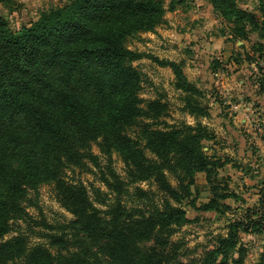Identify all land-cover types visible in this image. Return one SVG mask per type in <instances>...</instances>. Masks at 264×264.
I'll return each instance as SVG.
<instances>
[{"label": "trees", "instance_id": "1", "mask_svg": "<svg viewBox=\"0 0 264 264\" xmlns=\"http://www.w3.org/2000/svg\"><path fill=\"white\" fill-rule=\"evenodd\" d=\"M210 1L235 23V36L254 31L264 38V0L261 17L236 0ZM165 12L164 0H66L18 29L0 14V264L18 259L24 264H187L170 237L190 221L182 202L192 195L196 173L206 174L213 192L198 209L227 212L231 205L223 200L239 198L219 173L230 157L204 150L214 131L201 120L157 127L168 103L141 97L144 74L133 62L150 56L173 69L184 110L196 118L210 116L199 99L203 91L188 79L183 62L128 45L130 37L156 31L166 22ZM134 126L137 137L130 133ZM115 152L125 162L129 182L152 180L166 194L161 205L144 210L124 203L127 183L112 167ZM101 156L109 161L107 173ZM89 163L101 168L113 197L94 188L93 198L83 182L65 179L67 168L88 169ZM166 171L174 173L177 186ZM45 183H54L73 219L44 233L47 245L31 246L23 234L5 239L13 222L28 215L29 191ZM227 228L191 264H244L248 249L242 233L263 235L256 264H264V204L246 207Z\"/></svg>", "mask_w": 264, "mask_h": 264}, {"label": "rangeland", "instance_id": "2", "mask_svg": "<svg viewBox=\"0 0 264 264\" xmlns=\"http://www.w3.org/2000/svg\"><path fill=\"white\" fill-rule=\"evenodd\" d=\"M12 1L14 4L0 0V14L7 17L13 29H18L24 24L30 25L38 18L42 9L62 5L66 0ZM236 2L239 7L254 11L261 17L262 0ZM172 4L174 7L169 9ZM164 5L166 22L159 25L154 32H141L130 37L128 45L132 49L159 58L183 62L188 79L203 91L199 99L210 109V116L196 118L184 110V94L174 85L173 69L159 64L150 56L133 62L144 74L141 97L145 100L161 98L168 103V112L160 118L161 122L157 127L168 128L182 123L194 125L198 120L207 124L214 131L215 137L204 140V150L209 155L215 154L222 159L232 156L234 166L224 165L219 169L220 176L229 187L239 193L242 190L246 196L251 197L250 200L244 198L243 201L232 198L223 200L231 205L227 212L198 209L199 205L209 201L213 192L206 174L196 173V182L191 186L192 195L182 202L190 221L170 237L171 241L180 244V259L191 264L193 259L201 257L204 249L213 247L215 236L225 234L229 221L241 217L247 205H259L258 196L251 193L254 190L247 191L243 184L246 177L241 164L243 160L246 165L252 163V168L256 165L254 158L244 155V149L264 160V91L260 89L264 85V38L254 31H250L246 38L235 36V23L220 15L210 0H164ZM12 7L15 10H11ZM247 55L252 58L249 59ZM145 121L150 119L145 118ZM138 129V126H134L130 133L137 137ZM93 150L102 155L97 146H93ZM148 154L153 156L149 152ZM100 161L102 169L107 173V157L101 156ZM111 164L120 178L127 183V191L122 199L128 207H142L147 210L163 203L167 196L154 181L129 182L125 162L118 153H113ZM89 166L88 169L67 168L64 177L69 183L83 182L93 198L94 188L109 192L113 197L114 193L101 180V168L91 163ZM166 173L170 182L177 186L174 173ZM137 188L148 191V195L141 196ZM191 199L196 206L192 205ZM24 203L27 217L13 222V228L5 239L23 234L31 246L47 245L44 233L58 231V227L74 217L61 205L54 183H45L30 190L28 200ZM100 207L105 208L102 205ZM241 237L242 243L248 249L244 264H256L261 253L263 235L242 233ZM10 264L24 262L18 259Z\"/></svg>", "mask_w": 264, "mask_h": 264}, {"label": "crops", "instance_id": "3", "mask_svg": "<svg viewBox=\"0 0 264 264\" xmlns=\"http://www.w3.org/2000/svg\"><path fill=\"white\" fill-rule=\"evenodd\" d=\"M257 139H259V138H257ZM232 148L235 150V147L234 146ZM245 154H247L248 157L254 158L255 159V162L254 163L256 165H255L254 168H252V167H250L251 165H253L252 163L249 164V165H246L247 163L242 160L241 169H242V171L245 174L244 177H246L245 178V181H244L245 183H243V184L246 185V190L247 191L249 189H250V191H253L254 190L251 193H253V195L258 196L259 205L261 203L264 204V171H263L264 170V160L262 161L261 159H258L259 157L253 155L247 149H244V155ZM230 159H231L230 162H227L225 165L230 164V165L234 166L235 163H234L233 157L230 156ZM255 178H259V179L257 180ZM232 190H234V189H232ZM234 191L239 194V198L230 197V199L232 198L235 201L237 199H241V201H243L244 198L249 199V200L251 199V197L249 198L248 196H246L245 193H244V191H242V190L240 191V193L237 190H234ZM227 199H229V198H227ZM228 204H230V203H228ZM259 205H251V206L250 205H247L246 207H259ZM261 250H262V248H261Z\"/></svg>", "mask_w": 264, "mask_h": 264}]
</instances>
